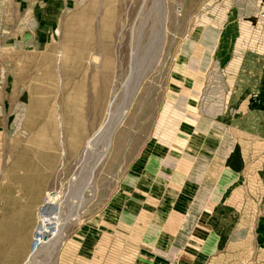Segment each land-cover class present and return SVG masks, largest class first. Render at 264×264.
Returning <instances> with one entry per match:
<instances>
[{
	"label": "rangeland",
	"instance_id": "374dc122",
	"mask_svg": "<svg viewBox=\"0 0 264 264\" xmlns=\"http://www.w3.org/2000/svg\"><path fill=\"white\" fill-rule=\"evenodd\" d=\"M255 6L264 21L260 0ZM232 8V0H12L4 17L9 29L0 25V54L27 107L25 135L12 141L9 168L0 179V264H25L48 194L56 191L64 201L68 190L89 178L95 197L67 227L50 263L70 264L88 252L74 244L68 254L67 242L98 215L118 210L123 234L108 236L112 246L122 247L123 261L135 246L140 253L162 241L171 244L153 238L168 222L177 236L187 235V248L200 250L209 234L195 236V228L210 231L212 215H219L216 231L227 221L233 225L229 261L259 264L248 248L254 241L245 242L243 231L250 228L254 238L264 219V97L237 93L228 84L226 67L209 61L205 30ZM162 13L161 44L156 17ZM147 55L148 73L114 127L108 154L98 160L103 142L91 155L85 148L125 100ZM178 136L183 152L198 153L201 166L186 157L192 166L177 180L161 177L162 153L173 150ZM239 147L243 154L234 161L230 151ZM230 199L235 205L225 207Z\"/></svg>",
	"mask_w": 264,
	"mask_h": 264
},
{
	"label": "crops",
	"instance_id": "0c3cea01",
	"mask_svg": "<svg viewBox=\"0 0 264 264\" xmlns=\"http://www.w3.org/2000/svg\"><path fill=\"white\" fill-rule=\"evenodd\" d=\"M11 3L12 0H0V25H3V28H7V30L9 27L4 26V17L10 15ZM232 5V9H229L226 13L217 15V21H212L209 28L205 29L209 31V37L211 39L209 61L222 63V67H226L227 74H225V77L228 78V84L234 83L235 89L238 90L237 93L239 90L243 91V95L254 92L263 100L264 21L257 16L255 0H232ZM3 39L5 40L4 35ZM0 44L2 43L0 42ZM12 75L8 64H6L4 60V56L0 54V179L4 178L9 168L12 141L15 138L20 139L25 135V129H21V119L22 112H24L27 107L26 97L25 94H21L17 84L13 81ZM254 79L256 82L258 80L257 85H253L254 87L250 85L246 87L247 84ZM251 87H253V89ZM186 129L192 131L187 127ZM186 129L184 127V131ZM194 131L195 130H193V132ZM197 132L194 136L196 139L201 140L202 135L199 133L198 135L201 136L199 137ZM178 133L180 134L181 131ZM179 138L178 136V138L173 141V150L167 149V152L162 153L164 164L158 166V169L163 171V173L160 174L161 177L167 176L177 180L178 178H175V176H178L184 167L192 166V163L187 161L186 157L190 160L193 159L194 165L201 166L200 159L202 158L198 156L199 154L194 152L193 154L186 155L182 150ZM177 147L178 149H175ZM225 149H227L226 146ZM239 149L240 147L230 151L232 152L234 161L237 160L236 154H239V158L241 157L240 154H243V151ZM192 155H194V157H192ZM158 164H160V162ZM153 200L155 205L156 199ZM114 202L117 203L118 199H114ZM229 204L235 205L234 200L230 199L227 205L225 204V207ZM119 206L118 204V206L115 207ZM110 210L108 209L107 211ZM112 211L114 212L113 214L98 215L97 218L93 220V225H86L78 235L81 237L83 234L84 237L82 239L76 236L77 240L67 242L68 254L70 253L69 249H71V245L74 244L81 245L84 249L89 248L88 252L84 251L81 256L74 258L70 264H234L233 260L229 261V254L225 253L227 252L226 242L229 238H234L232 233L233 225L227 221L226 227H224L223 230L218 229L216 231L213 225H215V223H220L219 215L214 217L212 215V226L210 231L201 233L202 231L198 229L199 227L195 228V236L200 235V238H202L209 234L207 237L208 240H205L200 250L197 245L194 251L192 247L187 248L186 242L184 241L187 235L184 237L177 236L178 233L173 230V226L168 222L164 230L153 232V238H155V235H158L157 238L171 240V244L170 241L167 243L162 241L157 246L153 244V248L148 247V249H142L141 251L143 252L140 253L134 251L136 248L135 246L134 248H130L131 255L126 258V261H123L120 256L122 255V247H119L117 243L115 246H112V238L108 236V234L113 231L116 237H121L123 234L119 232L121 222L118 221L117 218L115 220V217H117L115 214L118 210ZM160 216L162 217L163 215ZM161 217H159V219ZM147 219H149V217ZM169 220L172 219L170 218ZM259 223L261 224L259 227V234L255 233L253 235L254 238H252L249 228V231H243V237L245 242L247 237L254 241V246H249L248 248H250V251L253 250L258 254L259 264H264V229L262 228L264 219H261ZM181 238H183L181 242L178 245H174L176 242L175 240ZM195 238L197 239V237ZM256 239H258V245ZM255 246H257V248H255ZM4 251L3 249V252ZM25 253L26 249L23 251V254ZM67 259L69 260L68 257Z\"/></svg>",
	"mask_w": 264,
	"mask_h": 264
},
{
	"label": "bare ground",
	"instance_id": "6f19581e",
	"mask_svg": "<svg viewBox=\"0 0 264 264\" xmlns=\"http://www.w3.org/2000/svg\"><path fill=\"white\" fill-rule=\"evenodd\" d=\"M156 18H159L158 20L156 19V27L157 32L159 31V33L161 34L162 44L164 38V31L162 29L164 25L163 13L160 17ZM160 50L161 47L157 49L155 57L158 58ZM151 52L153 54L154 50H150V53ZM148 58L149 56L147 55L144 64H141V66H143L141 67L142 69L135 75L134 78H132V84L126 93L125 100L121 103V105H119L115 112L112 113L113 115L111 116L105 127L101 130V132L93 137L87 144L85 148V152H87V154L91 155L93 150L100 142H103V147L102 152L98 156V160H102L108 154L110 150L111 134L114 130V127L121 119L127 106L130 104L133 93L137 89L140 80L144 77V75L148 73V69H146ZM134 70H136V68ZM78 178H80V176H78ZM86 180L87 183L85 182L82 185L79 183L80 187L78 186L77 190H68L65 195L66 198L64 199V201L59 200L58 197H51L50 193L48 194L49 198H47L40 212V221L35 231L33 245L30 249L25 264H52L50 263V260L54 255L58 254V251L60 250V247L62 246L66 237L67 227L74 221V218H77L85 209L87 205L86 203H88L95 197V190L92 187L91 182L92 180L90 178ZM84 193H89L90 198L83 197ZM63 202L66 204V207L65 205H63Z\"/></svg>",
	"mask_w": 264,
	"mask_h": 264
},
{
	"label": "built area",
	"instance_id": "2783aa9c",
	"mask_svg": "<svg viewBox=\"0 0 264 264\" xmlns=\"http://www.w3.org/2000/svg\"><path fill=\"white\" fill-rule=\"evenodd\" d=\"M262 6H263V10L261 11L262 13V17L264 18V0H260Z\"/></svg>",
	"mask_w": 264,
	"mask_h": 264
},
{
	"label": "water",
	"instance_id": "95a60500",
	"mask_svg": "<svg viewBox=\"0 0 264 264\" xmlns=\"http://www.w3.org/2000/svg\"><path fill=\"white\" fill-rule=\"evenodd\" d=\"M50 196H51V197H55V196H56V191H51V192H50Z\"/></svg>",
	"mask_w": 264,
	"mask_h": 264
}]
</instances>
